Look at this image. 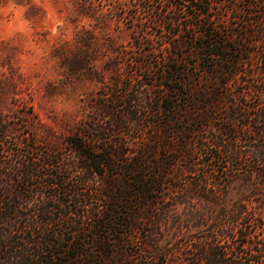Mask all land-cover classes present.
<instances>
[{"label":"trees","instance_id":"trees-1","mask_svg":"<svg viewBox=\"0 0 264 264\" xmlns=\"http://www.w3.org/2000/svg\"><path fill=\"white\" fill-rule=\"evenodd\" d=\"M166 5L201 73L155 56L150 82L100 93L60 149L9 139L0 116V264H264V11L238 32L212 0Z\"/></svg>","mask_w":264,"mask_h":264},{"label":"rangeland","instance_id":"rangeland-1","mask_svg":"<svg viewBox=\"0 0 264 264\" xmlns=\"http://www.w3.org/2000/svg\"><path fill=\"white\" fill-rule=\"evenodd\" d=\"M167 1L0 0V116L9 125V139L28 135L42 147L63 148L67 136L97 106L100 93H108L109 100L123 93L126 82L134 88L150 82L146 76L155 68V56L170 59L179 52L195 61L191 68L201 73L192 32L178 33L176 23L163 18L164 12L174 18L186 15ZM263 1L212 0V11L226 15L239 32L247 25L244 18L258 17L249 12L264 11ZM259 16L264 20V14ZM263 44L260 40L258 48ZM255 66L249 69L257 71ZM151 130L146 126L143 135ZM183 170L178 167L175 174ZM175 181L179 186L174 193L180 192L183 180ZM99 182L103 185L105 179ZM182 207L167 212L163 231L166 226L176 230L172 227L184 217Z\"/></svg>","mask_w":264,"mask_h":264}]
</instances>
